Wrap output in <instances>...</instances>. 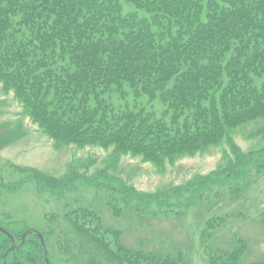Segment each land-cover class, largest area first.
Masks as SVG:
<instances>
[{"label": "trees", "instance_id": "1", "mask_svg": "<svg viewBox=\"0 0 264 264\" xmlns=\"http://www.w3.org/2000/svg\"><path fill=\"white\" fill-rule=\"evenodd\" d=\"M0 82L57 148H112L110 167L132 155L162 172L183 155L228 146L217 169L157 193L140 192L108 169L95 179H61L31 168L27 180L41 192L64 197L82 179L113 193L114 217H180L224 187L239 197L264 174V145L245 151L230 134L264 120V0H0ZM256 134L264 139V127ZM230 217H209L202 242ZM64 218L73 236L39 232L46 247L53 239L81 264H191L179 247L126 243L125 231L105 225L97 210L73 209ZM259 222L264 228V212ZM24 231L9 230L18 244ZM11 244L0 232V264L5 253L6 264H46L36 233L14 251ZM208 245L210 264H264L246 261L247 238Z\"/></svg>", "mask_w": 264, "mask_h": 264}, {"label": "rangeland", "instance_id": "2", "mask_svg": "<svg viewBox=\"0 0 264 264\" xmlns=\"http://www.w3.org/2000/svg\"><path fill=\"white\" fill-rule=\"evenodd\" d=\"M2 86L0 82V222L3 225L11 226L13 230L34 228L45 235L51 229L55 236L64 233L70 237L74 234L65 214L73 209L89 208L99 211L108 227L123 229L126 243L136 246L142 240L151 249L168 252L179 247L185 251L191 264H210L208 244L215 242L226 248L237 236L250 241L246 261L264 258V228L259 222L264 212V174L253 176L246 192L239 197L231 198L228 188L224 187L219 195L208 194V199L180 217L143 213L132 218L133 215L126 212L117 218L107 205L113 193L103 184L79 179L74 190L59 197L48 191H39L35 181L27 180L31 168L61 179L72 176L95 179L102 170L108 169L109 175L121 178L140 192L157 193L163 188L185 185L195 175L217 169L223 163V151L228 149L225 142L195 156L183 155L173 163L167 162L162 172L154 164L132 155L120 156L118 163L110 167L112 148L95 145L57 148L26 114L14 93L4 91ZM261 127H264V120L230 134L243 150H255L264 145L263 137L256 134ZM226 213L231 216L227 223L213 230L207 241L202 242L201 231L207 219ZM48 245L53 264H81L80 260L55 247L53 239L49 238ZM78 259L83 260V257Z\"/></svg>", "mask_w": 264, "mask_h": 264}, {"label": "water", "instance_id": "3", "mask_svg": "<svg viewBox=\"0 0 264 264\" xmlns=\"http://www.w3.org/2000/svg\"><path fill=\"white\" fill-rule=\"evenodd\" d=\"M0 232L6 234L11 239L12 244H11V247L9 248V250H11V251H14L18 247H21L23 245V243L25 241V238H26V236L28 234H30L31 232L36 233V235L40 239L41 245H42V247L44 249L45 262H46V264H50L49 259H48L47 248H46V245H45V240L43 238V235L37 229L29 228V229L25 230L22 233V236H21L22 237V241H21L20 244H16V242H15V240L13 238V235L5 227H3L2 225H0ZM6 256H7V253H5V255H4V262H3V264H6Z\"/></svg>", "mask_w": 264, "mask_h": 264}, {"label": "flooded vegetation", "instance_id": "4", "mask_svg": "<svg viewBox=\"0 0 264 264\" xmlns=\"http://www.w3.org/2000/svg\"><path fill=\"white\" fill-rule=\"evenodd\" d=\"M0 224H1L2 226H4L8 231H9V230H11V231L13 230V229L11 228V226H5V225H3L1 222H0ZM12 259H19V258H17V257L14 256ZM34 259H35V258H34ZM43 259H45V257H44ZM16 264H27V263H20L19 260H16Z\"/></svg>", "mask_w": 264, "mask_h": 264}]
</instances>
